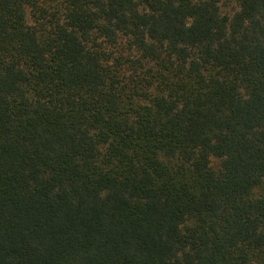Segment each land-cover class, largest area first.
<instances>
[{
	"label": "trees",
	"instance_id": "trees-1",
	"mask_svg": "<svg viewBox=\"0 0 264 264\" xmlns=\"http://www.w3.org/2000/svg\"><path fill=\"white\" fill-rule=\"evenodd\" d=\"M0 264H264V0H0Z\"/></svg>",
	"mask_w": 264,
	"mask_h": 264
}]
</instances>
